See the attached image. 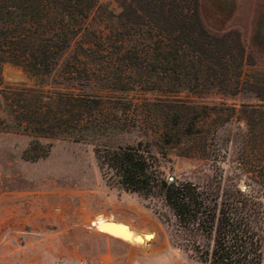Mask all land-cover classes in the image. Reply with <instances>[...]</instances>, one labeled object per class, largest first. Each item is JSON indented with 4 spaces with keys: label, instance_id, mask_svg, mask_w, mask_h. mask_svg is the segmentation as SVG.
<instances>
[{
    "label": "trees",
    "instance_id": "16d2710c",
    "mask_svg": "<svg viewBox=\"0 0 264 264\" xmlns=\"http://www.w3.org/2000/svg\"><path fill=\"white\" fill-rule=\"evenodd\" d=\"M117 1L120 15L110 14L98 0H0V70L11 62L34 75L52 76L77 41L63 65L69 82L64 89L0 82V96L10 113L9 120L0 121L34 137L26 154L38 160L50 151L43 139L93 143L129 129L128 118L121 117L127 108L111 107L114 98L104 93L137 88L164 93V120L156 131L161 150L144 140L95 143L104 177L128 192L162 200L173 217L166 221L192 233L194 254L204 262L233 264L254 248L257 264H264V229L255 242L244 215L249 202H226L221 185L206 190L177 175L171 180L166 164L172 162L171 148L187 156L197 151L195 113L200 105L181 93L219 88L233 97L255 84L247 77L245 43L238 35L212 34L202 18L201 0ZM98 14L104 21L93 26ZM256 95L260 103L242 104L250 126L244 147L264 164V92Z\"/></svg>",
    "mask_w": 264,
    "mask_h": 264
},
{
    "label": "rangeland",
    "instance_id": "374dc122",
    "mask_svg": "<svg viewBox=\"0 0 264 264\" xmlns=\"http://www.w3.org/2000/svg\"><path fill=\"white\" fill-rule=\"evenodd\" d=\"M98 1L110 14L120 15L117 0ZM200 5L212 34L242 38L247 48V77L255 84L248 86L247 93L233 97L219 93V88L180 94L200 105L195 113L197 151L187 156L171 148L168 176L172 180L177 175L206 190L221 185L226 202H249L244 215L249 216L250 234L257 242L264 229V164L253 151L245 150L250 126L242 104L260 103L256 93L264 92V0H201ZM103 16L96 15L92 25H100ZM76 45L77 41L52 76L40 77L7 62L0 70V82L20 88L64 89L69 82L63 77V65ZM104 95L114 98L111 107L127 108L121 113L128 118L127 131L98 137L93 143L43 139L50 151L38 160L26 154L34 137L0 121V264H210L194 254L192 233L186 227L176 228L166 221L173 217L162 200L109 184L96 157L95 143L125 145L144 140L153 141L155 151L161 150L156 131L164 120L160 99L164 93L137 88ZM206 105L216 108H203ZM9 119L0 96V120ZM230 194L233 199H227ZM106 217L107 226L116 221L135 226L134 238L128 241L110 230L102 231L98 222ZM255 256L253 248L249 257L242 255L233 264H257Z\"/></svg>",
    "mask_w": 264,
    "mask_h": 264
},
{
    "label": "water",
    "instance_id": "95a60500",
    "mask_svg": "<svg viewBox=\"0 0 264 264\" xmlns=\"http://www.w3.org/2000/svg\"><path fill=\"white\" fill-rule=\"evenodd\" d=\"M172 180H174V176L172 177ZM108 224L110 225L109 227H106L108 228V230H110L114 234H118L120 236L127 238L128 234L126 232V227H128V225L124 223L117 224L116 222H108Z\"/></svg>",
    "mask_w": 264,
    "mask_h": 264
},
{
    "label": "bare ground",
    "instance_id": "6f19581e",
    "mask_svg": "<svg viewBox=\"0 0 264 264\" xmlns=\"http://www.w3.org/2000/svg\"><path fill=\"white\" fill-rule=\"evenodd\" d=\"M108 219H109V217H106L105 219H102V220H98L99 222H98V224L100 225V228H101V230L102 231H104V232H108V231H106V230H103V229H107L108 230V228H106V227H109L110 225H105V222H107L108 221ZM116 223H118V221H116ZM121 223H124V222H120V223H118V224H121ZM125 224V223H124ZM130 224V223H129ZM126 228H128L127 230H130V233H127L128 234V236H127V239H128V241H131L132 240V238H134L132 235V230L134 231V230H136V228H135V226L134 227H132V226H128V227H126ZM132 232V233H131ZM110 233V232H109ZM112 233V232H111ZM143 233V232H142ZM114 234V233H113ZM144 234V233H143ZM151 234V235H150ZM116 235V234H115ZM148 236H151V238L152 237H154V232H149L148 234H147ZM121 237V236H120ZM136 242V241H135Z\"/></svg>",
    "mask_w": 264,
    "mask_h": 264
}]
</instances>
